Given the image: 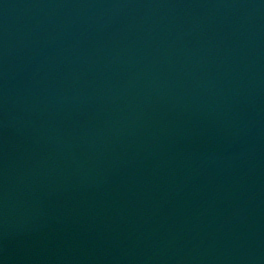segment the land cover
<instances>
[{"label": "water", "instance_id": "1", "mask_svg": "<svg viewBox=\"0 0 264 264\" xmlns=\"http://www.w3.org/2000/svg\"><path fill=\"white\" fill-rule=\"evenodd\" d=\"M0 264H264V0H0Z\"/></svg>", "mask_w": 264, "mask_h": 264}]
</instances>
